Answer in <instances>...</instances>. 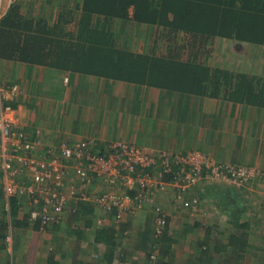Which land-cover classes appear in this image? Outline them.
Returning a JSON list of instances; mask_svg holds the SVG:
<instances>
[{
  "label": "crops",
  "instance_id": "crops-1",
  "mask_svg": "<svg viewBox=\"0 0 264 264\" xmlns=\"http://www.w3.org/2000/svg\"><path fill=\"white\" fill-rule=\"evenodd\" d=\"M14 3H20L22 12L27 5L45 10L52 4L51 11L57 8L56 0ZM65 3L69 7L71 2ZM1 6L0 0V19L10 8L4 11ZM24 14L39 17L35 12ZM55 19L53 16L52 21ZM263 67L243 70L264 78ZM0 69L4 70L0 72V86L19 88V99L12 102L19 110L16 119L27 132L40 131L46 145L88 139L98 140L101 145L111 140L122 141L141 148L147 155L199 151L217 163L258 170L262 175L241 189L226 182H201L192 192L193 199L198 201L196 209L174 206L170 202L172 194L163 195L161 202L169 215L165 230L171 243L160 242L159 252L166 251L170 258L167 262L173 260V264H264V107L18 61L0 59ZM112 216L104 229L94 233V251L102 253L104 264H141L140 259L147 256L145 250L149 253L155 248L149 237L155 231L151 215L148 211L124 215L120 234L135 231L136 241L134 235L129 241L130 234L123 235V240L117 238L119 232ZM44 239L33 249L28 264H52V257L57 264L61 259L52 242ZM112 246V256L107 255ZM89 259L86 251L77 248L69 264H103L98 262L100 258Z\"/></svg>",
  "mask_w": 264,
  "mask_h": 264
},
{
  "label": "trees",
  "instance_id": "trees-1",
  "mask_svg": "<svg viewBox=\"0 0 264 264\" xmlns=\"http://www.w3.org/2000/svg\"><path fill=\"white\" fill-rule=\"evenodd\" d=\"M69 1L67 7L66 0H56L57 8L50 16L42 13L36 19L26 17L20 3H13L0 19V59L213 100L222 99L232 104L264 107L263 77L208 62L220 40L246 44L251 49L264 48V0ZM53 16L55 21H52ZM133 26L155 29L154 34L150 32L156 37L152 49L137 52L131 48L129 28ZM181 34L186 40L179 42ZM161 163L157 160L154 166H137L135 173L158 174ZM130 196L134 199L135 192L131 191ZM0 200L4 203L1 196ZM11 203L10 224L17 230L39 232L41 224L30 220V210L21 209L16 200ZM72 216L74 225L78 220L86 223L85 231L97 232L106 226L98 224L100 216L91 204H80ZM7 223L0 226L3 242L7 237ZM79 233L78 238L82 239L85 233ZM153 235L155 248L147 253L149 261L155 254L152 263L173 264V260L167 262L170 258L166 251L159 252L160 242L171 243V237L166 230L157 236L155 229ZM97 241L102 240L97 238ZM5 243L1 249H7ZM113 252L112 246L107 255L112 256ZM95 256L104 264L102 253ZM3 257L0 255V264H14L10 262V255H7L6 262ZM49 261L55 264L53 257Z\"/></svg>",
  "mask_w": 264,
  "mask_h": 264
},
{
  "label": "built area",
  "instance_id": "built-area-1",
  "mask_svg": "<svg viewBox=\"0 0 264 264\" xmlns=\"http://www.w3.org/2000/svg\"><path fill=\"white\" fill-rule=\"evenodd\" d=\"M18 99L17 86L0 87V196L10 218L11 202L16 200L21 209L30 210V220L40 222L41 230L58 226L67 211L74 214L80 204H92L108 218L114 213L116 223H121L125 214L143 208V202L152 199L151 194L171 193L172 205L190 208L198 201H184L183 191L201 182L212 180L245 187L262 175L255 168L219 164L199 151L154 157L134 145L117 144L109 151L96 152L92 139L46 145L40 131L27 132L16 119L19 110L12 102ZM157 160L162 161L158 174L135 173L137 166H154ZM98 187L99 193L95 191ZM115 188L128 189L129 193L117 195ZM135 190H143L148 196L135 195V204L130 196ZM153 214L159 236L169 215L161 207H154ZM107 222L106 217L98 218L99 225ZM7 241L11 247L10 236Z\"/></svg>",
  "mask_w": 264,
  "mask_h": 264
},
{
  "label": "rangeland",
  "instance_id": "rangeland-1",
  "mask_svg": "<svg viewBox=\"0 0 264 264\" xmlns=\"http://www.w3.org/2000/svg\"><path fill=\"white\" fill-rule=\"evenodd\" d=\"M30 0H28L29 2ZM52 1V0H51ZM68 1V0H67ZM15 2V0H1L2 6L1 10L4 7V11H6L7 8L10 7ZM70 3V1H69ZM51 4V3H50ZM52 5V4H51ZM51 5H49L48 8H45V10H42L43 7H35L32 8L31 6L27 5V8L23 11L24 13H38L37 16H41L42 13L48 15V13L51 11ZM136 26H133L132 28H129V37H130V45L131 48H133L137 52H142L144 49H152L154 47V40H155V35H151L150 32L155 33V29L149 30L148 27L144 26L142 28H138ZM122 41L124 38L121 39ZM183 40H186V36L184 34H181L178 38L179 42H182ZM220 40V39H219ZM124 43V42H122ZM125 46V44H123ZM210 65H216L218 64L222 68H227L229 69H234L235 71H240L244 72L243 69L247 70L250 69L251 67L258 68L264 66V48L261 47H256V48H249L246 44L242 43H234V42H227L224 40H220L215 44V49L212 51L210 59L208 60ZM224 66V67H223ZM264 68V67H263ZM4 72L3 69H0V72ZM1 87V86H0ZM5 88H9L6 86H3ZM11 87V86H10ZM20 95V92H19ZM201 100V99H200ZM176 124V122H175ZM30 130V129H29ZM93 142L95 143V149L96 152H102L104 150H111L115 145L117 144H128L126 142H120V141H109L105 142L101 145V143L97 140L95 141L92 139ZM141 149V148H139ZM142 150V149H141ZM204 153V152H202ZM207 155L206 153H204ZM209 156V155H208ZM215 160V159H213ZM216 161V160H215ZM221 164V163H219ZM225 165V164H223ZM230 184V183H229ZM99 189L95 188V191L99 193ZM196 188L192 190H184L183 191V196L188 201H190L192 198L195 196H192V192L195 191ZM241 189V188H240ZM135 195L137 197H144L148 196L145 191L143 190H135ZM115 193L117 195H123L129 193L128 189L126 190L125 188L119 189L115 188ZM139 195V196H138ZM150 199L149 201L143 202L142 206L143 208L135 210L132 214H136L138 212H143V211H148V213L151 215L150 221H152L153 224V230L157 229V224L155 220V216L153 214L154 207H161L164 209L163 202H161L163 197V194H151L149 196ZM139 198V199H140ZM137 201V199H132V202ZM173 201V196H170V202ZM5 203V202H4ZM3 203L2 200H0V226L1 223L8 221V226L6 229V239L4 242H6L7 249H1L0 248V255L4 256V262H6L7 255H10V262H13L14 264H28L29 259L31 257V254L33 252V249L39 244L40 241L45 240L44 238L50 240L53 245V250L57 253L58 256L61 257V259H58L57 264H69V258L71 257V254L75 253L77 251V248L80 251H86V254L89 260H97L95 254H97V251H94L93 249V240H94V233L96 231H85L87 229V225L84 221L78 220L74 225V222H72L71 218L73 216V213L69 212V214H66L65 219L62 223L58 224V226H49L46 230H40L37 233H34L33 230H17L14 228L12 223L10 224V216L5 212V204ZM183 205V202L180 203ZM200 204V203H199ZM148 207V208H147ZM79 209V207H78ZM77 209V211H78ZM147 209V210H146ZM184 210H190V208H182ZM192 209H196L194 206H192ZM76 211V212H77ZM195 211V210H194ZM97 214L101 217H106V220H109L108 215H105L103 211L99 210L97 208L96 210ZM114 215V213H112ZM115 216V215H114ZM113 217V216H112ZM114 218V217H113ZM128 219V218H127ZM116 226L117 232L119 234L117 235V238L123 240V235L125 237H128L129 235V241H131L132 235H134V241L136 236V232L130 231V233L127 231L125 234L123 233L122 235L120 234V223H114ZM76 226V227H75ZM79 231H84L85 235H82L81 237L78 238L77 234H80ZM0 232L1 228H0ZM154 233V232H153ZM151 233L149 237L152 238L153 242H155V236ZM12 238L13 244L11 247L8 245L7 238L8 237ZM15 240H18V243L15 242ZM2 239H0V246L4 243ZM150 242V241H149ZM152 242V241H151ZM15 245H18V249H15ZM20 245V247H19ZM152 246V245H151ZM148 253V249L145 250ZM23 253H25L26 259L23 257ZM23 257V259H22ZM151 260L154 261L155 256L153 258H150ZM8 260V259H7ZM141 264H154L149 261V258L147 256H144V258H141ZM27 261V262H26ZM56 264V263H55Z\"/></svg>",
  "mask_w": 264,
  "mask_h": 264
},
{
  "label": "clouds",
  "instance_id": "clouds-1",
  "mask_svg": "<svg viewBox=\"0 0 264 264\" xmlns=\"http://www.w3.org/2000/svg\"><path fill=\"white\" fill-rule=\"evenodd\" d=\"M248 167V166H247ZM252 168V167H251Z\"/></svg>",
  "mask_w": 264,
  "mask_h": 264
}]
</instances>
